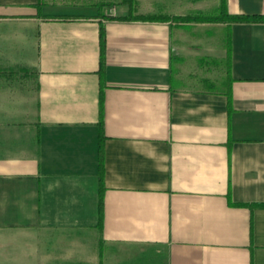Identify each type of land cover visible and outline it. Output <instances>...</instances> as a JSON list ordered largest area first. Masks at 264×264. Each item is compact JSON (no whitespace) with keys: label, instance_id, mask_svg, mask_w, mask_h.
I'll return each instance as SVG.
<instances>
[{"label":"crops","instance_id":"crops-1","mask_svg":"<svg viewBox=\"0 0 264 264\" xmlns=\"http://www.w3.org/2000/svg\"><path fill=\"white\" fill-rule=\"evenodd\" d=\"M225 3L264 16V0ZM70 9L0 0V264H264V23Z\"/></svg>","mask_w":264,"mask_h":264},{"label":"trees","instance_id":"trees-1","mask_svg":"<svg viewBox=\"0 0 264 264\" xmlns=\"http://www.w3.org/2000/svg\"><path fill=\"white\" fill-rule=\"evenodd\" d=\"M122 4L128 5L130 8V13L128 16L123 18H118L121 20H143V21H169L171 19L182 22H201V23H264V16L256 15V16H240V15H230L226 8L225 0H222V5L220 11L217 15L214 16H204V15H196V16H188L185 18H171L169 16L163 17H153V16H143L136 15L137 12V2L136 0H121ZM104 5L100 6V9H103ZM230 44V43H229ZM100 46H101V59H100V74L102 77V85L104 80L105 73V60H106V32L104 27H101L100 30ZM230 47V46H229ZM230 63V50L228 57V64ZM229 98L231 100V92H228ZM99 179H100V204H99V212H100V228H102L103 221V209H104V146L103 143L105 141V133H104V95L103 91L100 95V121H99Z\"/></svg>","mask_w":264,"mask_h":264},{"label":"rangeland","instance_id":"rangeland-1","mask_svg":"<svg viewBox=\"0 0 264 264\" xmlns=\"http://www.w3.org/2000/svg\"><path fill=\"white\" fill-rule=\"evenodd\" d=\"M49 4L71 8L76 12H100L99 8L104 5L103 10L117 6L121 0H46ZM81 8V9H80ZM85 8V9H84Z\"/></svg>","mask_w":264,"mask_h":264}]
</instances>
